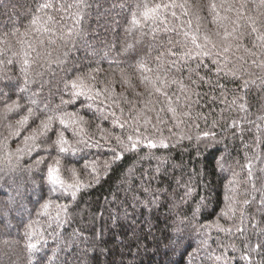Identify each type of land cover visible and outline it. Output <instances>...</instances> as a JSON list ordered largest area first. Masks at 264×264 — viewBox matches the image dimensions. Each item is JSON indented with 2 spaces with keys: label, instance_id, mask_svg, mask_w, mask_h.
Here are the masks:
<instances>
[{
  "label": "trees",
  "instance_id": "trees-1",
  "mask_svg": "<svg viewBox=\"0 0 264 264\" xmlns=\"http://www.w3.org/2000/svg\"><path fill=\"white\" fill-rule=\"evenodd\" d=\"M43 2L53 5L39 13L44 20L52 17L50 32L37 31L31 24L37 6ZM212 3L217 5L218 16L210 10ZM137 4L184 7L162 8L164 24L148 22L142 30L128 31ZM68 29L73 30L70 39ZM225 32L231 34L227 40ZM193 34L201 38L200 42L209 35L218 49L225 43L232 45L228 62L221 60L223 71L218 72L211 57L202 58L199 68L195 61L184 66L178 60L186 46L192 47ZM258 36H264L262 0H0V143L7 145L0 154V264H217L215 257L221 255L218 264H225L233 256L239 259L245 239L253 248L258 242L264 243V235H256L264 229V192L252 187L253 183L256 189L264 187V172L260 171L264 169V85L260 83L264 68L252 63L264 61V42ZM169 51L177 55L171 56ZM25 54L31 83L28 91L21 93ZM173 60L177 61L175 67ZM141 63L145 65L143 69ZM190 75L196 84L191 83ZM77 76L85 77L93 92L108 89L124 109L122 118L137 115L149 100L155 109L167 107L165 98L142 79L160 77L174 101L177 95L181 97L180 105L185 103V93L191 97L190 112L200 117L191 123H198L200 131L216 122L212 129L215 138L197 142V128H177L169 119L162 132L168 139L167 149L142 147L140 151L127 152L108 171H101L98 180L92 179L84 168L85 161L78 156L61 157L60 175L65 183L78 178L91 186L82 188L75 200L59 191L53 194L46 174L48 164L57 155L51 140L19 160L8 155L15 153L41 119L52 111L79 112L87 121V133L97 138V125L125 137L131 131L113 127L111 119L100 118L97 106L107 111L106 105L112 103L103 96L91 109L81 107L88 103L84 97L75 104L61 105V98L69 99L65 84ZM173 79L177 83L173 84ZM244 79L256 80V84L244 89ZM32 93L37 94L39 107L47 105L50 111L37 110L20 127L17 122L27 114ZM18 99L21 107L5 112V105ZM174 106L184 110L175 103ZM111 110L121 115L119 108L113 106ZM146 114L155 119L154 111ZM161 115L166 119L171 116L167 112ZM53 127H60L58 121ZM180 134L192 139L179 140ZM65 135L74 141L71 130ZM111 143L115 144L114 138ZM88 155L102 164L112 153L101 148L91 149ZM40 156L46 157L45 163L34 167ZM249 158H253L252 180L248 178ZM73 168L76 177L70 171ZM233 179L237 181V213L229 218L220 212L226 206V186ZM189 188L192 195L187 197ZM246 199L248 205L243 204ZM48 200L53 205L45 213L42 205ZM56 204L68 207L66 215L60 213L59 226ZM217 217L222 225L233 229L232 234L203 227ZM237 226L245 230V236L235 231ZM25 232L36 234L32 242L40 248L31 257ZM259 251L264 252V248ZM251 256L258 264L261 256L257 252ZM239 264L247 262L241 260Z\"/></svg>",
  "mask_w": 264,
  "mask_h": 264
},
{
  "label": "snow or ice",
  "instance_id": "snow-or-ice-1",
  "mask_svg": "<svg viewBox=\"0 0 264 264\" xmlns=\"http://www.w3.org/2000/svg\"><path fill=\"white\" fill-rule=\"evenodd\" d=\"M262 3H264V0H262ZM53 5L47 2L40 3L36 8V15H34L31 19L32 26L37 27V31H43V32H50L52 29L49 27L50 22L52 21V17L48 16L47 20H44L42 16L39 15V13L44 12L45 10L52 8ZM123 7V5H121ZM137 11L132 13V19H131V27L128 29V31H132L133 29H141L143 26L150 22L152 24H164L165 21L161 19V9H167V8H175L180 7L183 8L184 5H175V4H157L155 7H149L147 4H137ZM243 7V5H242ZM217 5L215 3H212L210 5V10L215 13L217 16L219 13L216 12ZM142 9V10H141ZM171 15L173 17H176V12L172 11ZM165 31H172V29L166 28ZM253 31L255 32L256 29L253 28ZM155 32V29H153V33ZM73 35V30L68 29V39L71 38ZM219 35V33H217ZM231 35L228 32H225V40H227V37ZM185 36H188V33H185ZM155 38V37H154ZM260 41L264 42V36H258L257 37ZM201 38L193 34L190 38V43L192 45L191 48H188L186 46L185 51L181 57H178L179 61H182L184 66H188L189 61H195L197 68L201 66L202 58L204 57H211L212 63L217 65L218 72L223 71V69L220 67L221 60H223L225 63L228 62L229 56L228 54L232 50V45L229 43H225L221 48H217V45L210 39L209 35H204L202 37V41L200 42ZM171 56H176L177 54L175 52L169 51L168 53ZM254 55V54H253ZM11 63V61H9ZM256 67L258 68H264V61H261L259 64L256 63L255 60L252 62ZM177 64L176 60L172 61L173 67H175ZM28 65L29 60L27 58V54H25L22 64H21V73L24 78V86L19 89L21 93L28 91V84L31 83L29 80V73H28ZM145 65L143 63L140 64V68L143 69ZM177 71L180 70V68L176 69ZM151 71V69H149ZM192 70L190 69V72ZM233 76L236 75L235 72L232 73ZM94 78V77H93ZM85 77L77 76L75 79H72L68 83L65 84V92L68 93L69 99L65 100L61 98V105L66 106L68 104H75L77 100L80 99V97H84L85 101H88V103H84L81 105L82 108L91 109L93 107V103H95L97 100L100 99L101 96L104 97V100H112L111 104L106 105V109L102 110L99 106H97L96 111L100 113V118L104 120L111 119L113 127L118 126L122 130L130 129L131 131L129 134L125 136L122 135H114L111 131H108L106 129H103L100 127V125H97V131L99 133L98 138L95 135H90L87 133L85 125L87 124V121L85 120L84 116L80 115L79 112H67V111H60L59 114H56L55 111H52V114L46 115L44 119L40 120L39 125L33 129L27 136L24 137L22 145L18 146L15 150V153H9V157L15 156L17 160L22 158L25 155L30 156L34 151H37L41 148V143H46L49 140H51V146H54L57 151V155L52 158V163L48 164L47 166V182L49 187V191L53 194H55L57 191L61 193V195L70 197L72 200L76 199L77 193L82 189L86 187H90L91 185L88 183H85L84 181L75 178L72 183H65L63 179H61V157L63 156H70V157H76L78 156L79 159L84 160V168L88 171V174L92 177L93 180H98L100 177L101 171H108V169L111 167L112 164L116 163L117 161L123 159L124 154L127 152H137L140 151L141 148H147L149 150L152 149H160L164 148L167 149L169 147L168 139L163 136V128L168 127L169 119L172 121L174 127H181V125H190L192 127L197 128V135L195 139L197 142H200L202 139L206 138L207 140H212L215 138V131L212 129L215 128L216 122L214 121L211 128H207V130L200 131V125L198 123L192 124L191 122L194 119H199L200 117H193L190 108H191V97L184 94L183 98L185 103L183 105L179 104V101L181 97L177 95L175 97V101L173 100V95H170L168 91H166V82L164 80H161L160 77H157L156 80H149L148 77H143L142 79L147 81L149 84H151L152 89L161 96L165 98V101L167 103V107H160L159 109H155L153 102L149 100L146 102L145 108L139 110V113L135 116L129 117V118H122L124 109L120 108L119 103L112 99L111 95L109 94L108 89L103 90H96L93 92L91 88L87 86L85 83ZM192 84H196V80L191 79V75L189 77ZM200 81H204V77H199ZM159 82V86H158ZM172 83L175 84L177 81L175 79L172 80ZM260 83L264 85V78H261ZM256 80H247L244 79L242 83V88L247 89L250 85H255ZM70 85V87H69ZM7 87L11 88V85H6ZM183 84H181V91L183 92ZM216 87L223 88V85L217 84ZM4 95H7V93H4ZM36 93H32L28 97V103L29 106L27 108V114L22 116L21 119L17 122L20 127H23L25 124H27L30 117L35 116V113L37 110L42 112H48L50 111L48 109L47 105H44L43 108L39 107L38 101L35 99ZM151 96V92L149 93ZM174 103L176 105H179V108L184 110H178L177 106H174ZM235 103V101H233ZM61 105L57 106V109L61 108ZM115 106L116 108H119L121 115L118 116L116 114V111L111 110ZM21 107L19 103V99L5 105V112H12L16 109H19ZM240 109H244V105H240ZM155 112V119L153 120L152 116L147 115V112ZM170 113L171 116L169 118H165L162 116V113ZM58 121L59 128H54L53 125L55 122ZM205 123L207 127V121L205 118ZM233 127L236 126V122H233ZM71 130L73 137H75L74 141H69V139L66 137L65 132ZM169 131L171 129L169 128ZM18 135L17 133H14ZM51 134V135H50ZM52 136H55V140H52ZM41 138H43V141H41ZM114 138L115 144L111 143L112 139ZM179 140L183 139H189L191 140L192 137L190 135H184L180 134L178 137ZM40 141V143H38ZM6 142L0 143V154H2L6 150ZM101 148H108L110 152L112 153L111 158L104 159L102 164L101 161L98 158H92L89 159V153L91 149H101ZM47 152L48 150L45 149ZM258 158V157H257ZM253 158H249L247 163V169H248V178L249 180H252L254 177V170H253ZM46 160L45 156H40L38 159H36L34 167L39 168L40 165L44 164ZM73 174V177H76V170L75 168L70 170ZM261 172H264V169L260 170ZM43 181V177H42ZM236 185L237 181L235 179L230 180L228 182V185L226 186V206L224 209L221 210L220 215L225 217H234L237 213L236 208V200H235V191H236ZM254 191H261L264 192V187L261 189L255 188V183L252 185ZM43 194V187L41 189ZM192 195L191 189H187L185 192V196L190 197ZM244 205H248L249 201L246 199L243 201ZM53 205L52 200L46 201L42 205V209L46 210L49 209L50 206ZM261 205L264 206V196L261 198ZM56 208L58 209L56 213V220L59 226L60 221V213L63 212L65 215L68 212V207L66 204H56ZM199 209H197L198 211ZM240 217H241V223H243V217H244V210L243 208L239 209ZM205 229H210L215 227L217 230L225 233L232 234L233 229L231 227H225L222 225L219 221V217H217L216 221H214L212 224H207L203 226ZM255 227V226H254ZM235 231L237 233H240V235L243 237L245 236V230L241 227L237 226L235 228ZM25 238H26V248L29 253V256L31 257L35 253L40 251V248L38 247L37 243H33L32 241L36 238V234L33 232H25ZM257 236L264 235V229H262L259 233L256 234ZM233 251L235 252V246H232ZM264 248V243H256L255 247L253 248L250 245V242L245 239L244 243V251L239 256V259H237L235 256L231 257L229 261H226L225 264H239V261H246L247 264H257V262H254L252 259L251 254L253 252H257L258 255L261 256L260 261L258 264H264V252H260L259 250ZM223 256H216L215 260L217 261V264ZM43 259V257H41ZM66 264V262H64Z\"/></svg>",
  "mask_w": 264,
  "mask_h": 264
}]
</instances>
